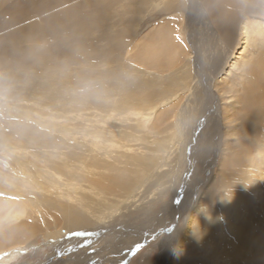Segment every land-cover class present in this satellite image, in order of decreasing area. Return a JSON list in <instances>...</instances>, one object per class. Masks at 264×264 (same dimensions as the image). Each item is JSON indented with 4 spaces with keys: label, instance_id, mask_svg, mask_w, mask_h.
I'll return each mask as SVG.
<instances>
[{
    "label": "bare ground",
    "instance_id": "6f19581e",
    "mask_svg": "<svg viewBox=\"0 0 264 264\" xmlns=\"http://www.w3.org/2000/svg\"><path fill=\"white\" fill-rule=\"evenodd\" d=\"M122 1L0 0V95L22 101H0V264L41 234L66 247L49 264H78L71 233L165 192L152 264H264V0ZM186 7L204 55L161 22Z\"/></svg>",
    "mask_w": 264,
    "mask_h": 264
},
{
    "label": "rangeland",
    "instance_id": "374dc122",
    "mask_svg": "<svg viewBox=\"0 0 264 264\" xmlns=\"http://www.w3.org/2000/svg\"><path fill=\"white\" fill-rule=\"evenodd\" d=\"M126 1L127 0H123L122 2L124 3ZM197 6H199V4ZM198 8H200V7H198ZM186 10H189V12L192 13V15H190L192 17L190 20V23H188V21H187V17H186L187 12L186 11H185L184 16L181 15V14H183L182 12L179 14H176V17H174L173 15H169L167 17H164V19L161 22L163 23L165 21L164 23H166L167 26H170V30H176V31L172 32L173 33V42L171 41V43L173 45L177 46L175 49H178L180 52H182L186 49L190 50L191 47H193V45H195L194 44L195 41H192V38L190 37L191 41L187 38V40H188L187 43H185V39H184V42L180 43L181 38L178 35L181 34L182 31H184V29H185L184 37L186 38V33H187V37L190 34V31H189L190 29H188V28H191L192 30L195 28L196 29L195 33L198 34V44L196 46H198V45L202 46L203 55H204L205 49H204V46L202 44L206 42L207 36H206V31L203 29V24L201 23L200 14L198 13V10L196 12H193L192 10L187 9V7H186ZM154 11L155 10H152L151 13H153ZM35 16H38V15L33 14L31 16V18H32L31 20H34V18H36ZM143 19H144V16L142 14L135 21L136 28L140 32L138 39L146 38L149 34L148 29L150 27L145 28V26H144L143 28H140V26H139L141 23H143V21H144ZM194 21H195V26L192 25V22H194ZM179 24H181L182 27L184 26V29L180 28ZM159 25L160 24H158V26ZM168 43H169V41H166V38H165L162 42V45H165ZM165 47L169 48L168 46H165ZM198 49H199V47H198ZM128 52H130V51H128ZM128 52H126V54L124 56H127ZM79 66H81V65H79ZM71 67H76V65L73 64ZM5 98L6 97L4 95H0V101L1 102H9V101L12 102L9 99H7L9 101L5 100ZM12 103H15V105H17V107H19L20 104H22V101L20 100L18 102H12ZM174 104H175V101H171V102L167 103L165 106H163L162 110H166L167 107H170L171 105H174ZM0 113L2 115L4 114V113H2V111ZM58 120L63 121L64 118L60 117V118H58ZM68 125H70V124H68ZM184 125H185V123L183 124V126ZM188 129H189V131L191 130L190 127ZM188 158H189V155H188ZM184 161H185V159L182 158L180 161L181 164H184ZM192 170H193V168H192ZM215 171H216V168H213L212 172L214 173ZM198 195L201 196V193H198ZM171 198H172L171 193L165 192L162 199L155 202L153 207L148 208L147 213H142L141 216L139 215V213H132L128 218H124V219H121V217L119 216V217H117L119 219L117 221H115V218H113V220H114V222H116V224H112V225L110 224L108 232H105L104 235H102V233H101V235L95 233L94 234L95 236H92V234L86 235L87 234L86 233L85 234L86 237L84 239H82L80 235H78V236L72 235V233H71V238H69V240H70L69 244H66V246L67 247L68 246L73 247V244H75L74 248L76 250H73V251H77V252L84 251V254L82 255L84 257L82 259H80V261H78V264H87L88 262H90L92 264H114V263L120 264L121 260L120 259L117 260V259L120 258L121 256H124V254L126 253L125 250L127 252L129 251V253H127V254H130V255L126 259L127 261H125L123 264H130V263L131 264H152L155 261V259L158 258L160 253H158V251L156 249H155V251H152L150 253L148 251V248L150 247V245H152L154 243V241L158 240L162 236V234L154 235V232L157 228L158 220H160V219H155V218L162 216L163 212L166 211L164 209V207H166V205L168 206V204L171 201ZM182 198L183 197H181V199ZM108 220H109V218L106 219L105 222ZM104 223H102V225L108 224V223H105V224ZM160 225L162 227H164L163 226L164 222ZM148 226H150V227H148ZM101 227L102 226L100 225V226H97L94 228H95V230H99V229H101ZM146 231H148V233ZM140 234L141 235L142 234H148V236H149L148 241H145L142 245L138 246L135 250H131V245L134 244V241L138 242V237H139L138 235H140ZM57 239H59V238H57ZM35 241L36 242H34L30 245L31 246L30 248H27V250H24V252H23L24 254L22 253L21 256H18L19 258L16 257L15 259H10L11 261L8 260L5 262V264H13V263L15 264V260H19V262L31 261L32 264H49L48 261H46V260H50V261L51 260H57L58 257H61L64 259L66 258V254L64 253V250L66 247H64V249H62L64 244H61V247H60L58 245L59 242H57L56 239L52 238V239L48 240V239H46L45 236H42V234H41L40 236H38L36 238ZM117 244H119V245H117ZM68 251H66V252L68 253ZM70 252H72V251H70ZM117 252H119V253H117ZM123 252H125V253H123ZM141 257L144 258V260L146 262H144L143 260L140 261L139 258H141Z\"/></svg>",
    "mask_w": 264,
    "mask_h": 264
},
{
    "label": "snow or ice",
    "instance_id": "6c2138e0",
    "mask_svg": "<svg viewBox=\"0 0 264 264\" xmlns=\"http://www.w3.org/2000/svg\"><path fill=\"white\" fill-rule=\"evenodd\" d=\"M80 235H83V233H80Z\"/></svg>",
    "mask_w": 264,
    "mask_h": 264
}]
</instances>
